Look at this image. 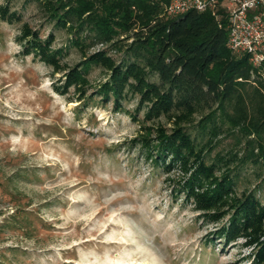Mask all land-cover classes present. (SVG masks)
Here are the masks:
<instances>
[{"label": "trees", "instance_id": "16d2710c", "mask_svg": "<svg viewBox=\"0 0 264 264\" xmlns=\"http://www.w3.org/2000/svg\"><path fill=\"white\" fill-rule=\"evenodd\" d=\"M170 1L6 0L0 19L20 24L21 56L61 73L56 93L82 111L111 104L138 125L131 145L156 170L180 172L172 201L185 199L217 225L208 243L242 240L252 264H264V61L255 66L229 47L220 3L172 15ZM31 6L39 26L24 20ZM59 31L67 38L57 47ZM72 50L81 55L73 65L65 60ZM93 68L105 73L97 84ZM224 137L231 147L218 150ZM246 170L256 183L240 190Z\"/></svg>", "mask_w": 264, "mask_h": 264}, {"label": "rangeland", "instance_id": "374dc122", "mask_svg": "<svg viewBox=\"0 0 264 264\" xmlns=\"http://www.w3.org/2000/svg\"><path fill=\"white\" fill-rule=\"evenodd\" d=\"M37 14L31 6L24 20L39 26ZM19 26L0 19V264H252L242 240L208 243L217 225L172 201L180 172L141 156L128 116L111 104L82 111L54 91L61 73L20 55ZM66 38L57 32L56 46ZM89 78L105 73L93 68ZM230 143L224 137L218 150ZM244 174L240 190L256 183Z\"/></svg>", "mask_w": 264, "mask_h": 264}, {"label": "built area", "instance_id": "2783aa9c", "mask_svg": "<svg viewBox=\"0 0 264 264\" xmlns=\"http://www.w3.org/2000/svg\"><path fill=\"white\" fill-rule=\"evenodd\" d=\"M218 3L229 13V47L236 53L250 54L255 66L264 61V0H171L167 12L172 15L189 10L206 11Z\"/></svg>", "mask_w": 264, "mask_h": 264}]
</instances>
